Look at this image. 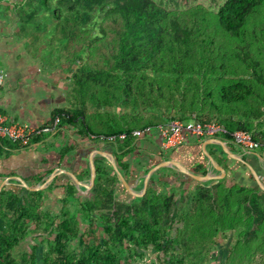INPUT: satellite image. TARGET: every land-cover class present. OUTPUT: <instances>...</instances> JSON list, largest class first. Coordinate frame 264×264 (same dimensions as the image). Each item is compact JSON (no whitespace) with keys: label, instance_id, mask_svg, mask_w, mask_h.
<instances>
[{"label":"trees","instance_id":"obj_1","mask_svg":"<svg viewBox=\"0 0 264 264\" xmlns=\"http://www.w3.org/2000/svg\"><path fill=\"white\" fill-rule=\"evenodd\" d=\"M52 1L54 7L39 0L41 7L21 25L35 44L34 59L54 65L63 56L76 65L66 68L70 106L54 109L50 121L58 117L81 140L112 145L120 169H128L125 160L137 149L133 132L169 120L216 122L227 130L225 139L242 130L264 142V0ZM5 144L20 146L0 138L2 157ZM95 166L94 200L78 202L88 222L83 232L82 218L66 207L76 191L72 180L63 185L58 222L41 205L55 182L35 192L2 189L0 264H138L147 252L155 257L148 264H198L187 260L193 247H212L215 237L229 233L233 246L225 264H264L260 190L220 180L159 194L149 185L140 200L126 204L115 198L120 180L108 161L98 156ZM44 181L37 176L30 184ZM35 232L47 234H38L43 238L31 254L14 258V248ZM43 243L47 249L39 253Z\"/></svg>","mask_w":264,"mask_h":264},{"label":"crops","instance_id":"obj_2","mask_svg":"<svg viewBox=\"0 0 264 264\" xmlns=\"http://www.w3.org/2000/svg\"><path fill=\"white\" fill-rule=\"evenodd\" d=\"M5 1L7 0H0V6L7 8L6 5H3ZM12 24L9 19H4L3 15H0V70L4 72V83L0 85V112L6 117L8 123L18 122L33 127L45 125L50 122L52 111L59 108V97L62 96L59 92L64 86L43 80L42 74L33 66V63L23 50V45H20V43L18 45L17 41L11 37L10 27ZM53 70L48 69L45 71L47 73ZM65 126L67 125H63V128L55 133L60 127L58 125L55 131L39 136L25 147L10 148L9 145L5 144L3 153L6 157L0 156V175H2L0 176V184L4 179H7L8 184L5 186H20L15 179L20 177L31 186L30 182H32L33 178L40 176L46 179L50 175V171L52 172L56 169L71 171L66 168L65 162L63 164H55L57 160L54 159L56 156L61 158L63 149L59 151L62 147L58 148L59 145L56 141L59 137L65 136ZM139 138L136 141L140 140L136 143L137 149L125 160L129 166L128 169L122 170L119 168L126 181L136 192L141 191L144 187L146 174L154 165L170 160L180 163L192 173L201 176L206 174L221 175L214 165L223 168L224 178L206 181L209 182V186L224 180L227 186L237 183L248 188L258 189L260 190L259 193H264V190L260 188L257 182L259 180L264 185L263 148L245 152L224 137L217 136L214 138L223 142L226 151L213 141V138H188L184 143L176 147L164 149L162 146L163 137L156 129L139 136ZM64 141L65 137L62 144ZM86 147H90V149L85 150L84 146L79 147V153L82 154V151L88 152V158L94 150H101L111 154L115 151L112 145L106 147L102 142L98 144L89 142ZM6 151L8 154H5ZM51 155L54 158H50ZM98 156L100 155L94 157V163L95 158ZM78 166V170L71 172L79 180L87 182L89 178V163L88 167H84L81 164H78ZM87 171L88 175L86 174ZM69 180L71 179L63 173L53 179L52 182H55L54 188L47 193L44 200L47 211L51 212V209H54L56 204L57 206L60 204L59 209L63 211L64 205L61 201L64 194L63 185ZM206 182L195 181L175 167L169 166L160 168L151 175L147 182L146 190L149 185H153L159 194H166L172 188H179L181 189L180 192L182 190L194 191L198 186ZM84 190L87 191L88 189L77 188L79 193ZM181 195L184 196V194H178L176 199H179ZM115 198L117 201L133 204L140 200L141 197L131 196L119 182L115 187ZM79 202L81 201L79 200Z\"/></svg>","mask_w":264,"mask_h":264},{"label":"rangeland","instance_id":"obj_3","mask_svg":"<svg viewBox=\"0 0 264 264\" xmlns=\"http://www.w3.org/2000/svg\"><path fill=\"white\" fill-rule=\"evenodd\" d=\"M4 1V0H3ZM6 2V3H5ZM4 2V6L6 5L7 8L1 7L0 6V15H3L4 19H9V21H11V23H13L10 27L11 30V37H13L15 39V41H17L16 43H20V45H23V50L25 51V53L27 54V56L29 57L30 61L33 63V66L38 69L40 71V73L42 74V78L44 81L47 82H54V83H59L60 85H63L64 88L61 90V95L59 97V108L60 107H69V99L71 97V80H70V75L71 73L68 72V70L66 68H68L69 63L65 60V58L63 56H59L58 60H57V64L54 65H50L51 62H45V63H41L40 61L34 59L35 56H37V51H34V43H31L30 40H27L24 37V30H23V18L27 15V13L33 12V10L35 9H39V7H41L39 4V0H7ZM31 2V3H29ZM48 4L51 7L53 6V1L52 0H47ZM10 16V17H9ZM9 17V18H8ZM41 17V14H37V16L35 15L34 17V21H38ZM33 21V22H34ZM32 23V22H31ZM47 27H49L51 25V23H47L46 24ZM34 27V26H33ZM37 34H39L41 36V34H44L45 32L40 30V31H36ZM32 34H30L29 37H31ZM216 41L219 42H224V40L221 37L216 38ZM228 41V40H227ZM222 42V43H223ZM19 45V44H18ZM21 47V46H20ZM31 48V51H29ZM37 52V53H36ZM71 69H75L76 65H72L70 66ZM48 69H54L52 72H47L49 74L46 73L45 70ZM45 75V77H44ZM90 109H93V107H91ZM264 109V108H263ZM264 112V110H263ZM262 120H264V116L262 117ZM65 141L63 144H65L64 146L62 142H63V138L64 137H59V139L56 141V143H58V148L62 147L59 151H61L62 149H64V147H73V149H71L70 151L67 152L66 156H64L62 159L58 156H56V158L53 157V155H51L50 158H54L55 160H57V162L55 164L61 163L63 164V162H65V166L67 169L71 170V171H75L76 169L78 170V164L83 165L84 167H88V152L86 151H82L83 153L80 154V150L79 147L84 146L85 150L90 149V147H86V144L91 142L89 139L86 140H81L80 136L77 133L76 128L72 127V126H65ZM61 128H63V125H61L56 131L55 133H57ZM140 139V138H139ZM140 141V140H139ZM138 141V142H139ZM136 142V143H138ZM99 143V142H98ZM95 143V144H98ZM103 145H105L106 147L108 145H110L109 143H103ZM60 153V152H58ZM54 166V165H53ZM52 166V167H53ZM88 178V176H87ZM42 184V183H40ZM76 191L74 194L73 198L68 199V203L66 205L67 209H69V211H71L72 213L76 214L77 217L80 219L82 218V221L80 225L81 228V232L86 231L87 230V226H88V222L84 221V213H82V210L79 208L78 206V202L79 200L81 201V203L84 202H88V201H93L94 200V194L92 191V189H88L87 191L84 190L83 192H78L77 191V187L75 186ZM46 190V188L44 189ZM49 193V191H48ZM47 195V194H46ZM45 195V196H46ZM64 196V195H62ZM45 200V197H44ZM44 202L41 203L42 205V209H44L45 211H47L48 209L45 207ZM60 204H57L54 206V209H51L52 211L50 212L52 215L55 216L56 222L59 221V218H62V211H60L61 209H59ZM47 206V205H46ZM70 213V214H72ZM60 216V217H59ZM38 234H42V236H45L47 233L44 232V234L42 232H35V233H31L27 236V238L23 241H21L13 250V256L14 258H16L17 260H22V257H24V255L26 254H31L34 245L38 244L40 245L41 239L43 238L42 236L38 235ZM86 237V241L89 240V238L87 236ZM47 244L43 243L42 246L40 247L38 246L39 249H37L36 251H38L39 253H42L44 251V249H47ZM45 246V247H44ZM233 246V234L231 233L228 237H226L225 239L222 238V236L218 235L217 237H215L214 242L212 244V247H193L194 251V255H190L188 256L187 260L188 261H196L198 264H225V259L227 258L228 255V249L231 248ZM255 247H250L249 252L253 254ZM199 256H197V255ZM38 255V254H37ZM243 258V255L240 257V259ZM154 260L155 257L153 256V254L151 252H147L143 258V260L138 259L139 263L138 264H148L151 260ZM41 262V261H40ZM239 261L236 262H231V264H238ZM227 264V263H226ZM251 264H255V262H252L251 259Z\"/></svg>","mask_w":264,"mask_h":264},{"label":"built area","instance_id":"obj_4","mask_svg":"<svg viewBox=\"0 0 264 264\" xmlns=\"http://www.w3.org/2000/svg\"><path fill=\"white\" fill-rule=\"evenodd\" d=\"M4 83V72L0 70V85ZM59 125V118L45 125L33 127L24 123H8L6 117L0 112V138L10 140L19 144L21 147L27 146L34 136L49 134ZM153 129L143 131H134V136H142ZM163 137L162 146L164 149H170L184 143L188 138L207 139L217 136L227 135V130L219 123H202L197 121H188L186 123L179 120H169L164 125L156 128ZM113 138V137H112ZM111 138V139H112ZM120 138H124L121 135ZM114 139V138H113ZM228 141L237 145L242 151H255L264 149V142L250 131H235L230 134Z\"/></svg>","mask_w":264,"mask_h":264},{"label":"water","instance_id":"obj_5","mask_svg":"<svg viewBox=\"0 0 264 264\" xmlns=\"http://www.w3.org/2000/svg\"><path fill=\"white\" fill-rule=\"evenodd\" d=\"M213 141H215L218 145H220L224 150V146H223V142L221 140L212 139ZM226 151V150H225ZM96 155H100L101 157H104L108 163L112 166L113 170L115 171V173L117 174V176L119 177L120 183L124 186V188L126 189V191L133 197H137L140 198L142 197V195L144 194L145 190H146V186H147V182L149 180V178L151 177V175L157 171L160 168L163 167H175L176 169H178L180 172L184 173L185 175H187L189 178L198 181V182H206V181H210V180H217V179H222L224 178V169L219 167V166H215L216 170L219 171V173L221 175H196L194 173H192L188 168H186L185 166L181 165L180 163L174 162V161H170V160H166V161H162L156 165H154L149 172L146 174L145 177V182H144V187L141 189V191L136 192L133 187H131L129 185V183L126 181V179L124 178V176L122 175V173L119 170V167L117 165L116 159L114 157L113 154L109 153V152H105V151H101V150H94L90 153L89 158H88V163H89V178L87 180V182L81 181L77 178V176L72 173L71 171L68 170H64V169H56L54 171H52L50 173V175L45 179V181L42 184H37L35 186H29L24 179L20 178V177H16L15 179L18 181V184L27 189L28 191H41L44 190L45 188H48L49 185L52 183L53 179L55 177H57L59 174L63 173L65 175H67L69 177V179H71L73 181V183L75 184V186L77 188H87V189H92L95 183V178H96V166L94 163V157ZM7 179H4L2 181V183L0 184V192L2 191V189L4 188L5 185L8 184ZM258 184L260 185V188L262 190H264V185L257 180Z\"/></svg>","mask_w":264,"mask_h":264}]
</instances>
